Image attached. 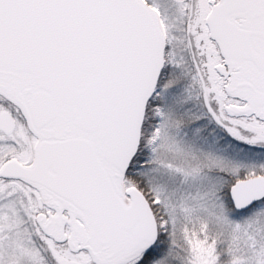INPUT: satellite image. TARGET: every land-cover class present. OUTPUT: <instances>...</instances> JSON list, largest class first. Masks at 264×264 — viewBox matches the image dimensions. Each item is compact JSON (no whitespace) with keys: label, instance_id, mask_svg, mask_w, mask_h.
<instances>
[{"label":"snow or ice","instance_id":"obj_1","mask_svg":"<svg viewBox=\"0 0 264 264\" xmlns=\"http://www.w3.org/2000/svg\"><path fill=\"white\" fill-rule=\"evenodd\" d=\"M0 264H264V0H0Z\"/></svg>","mask_w":264,"mask_h":264}]
</instances>
